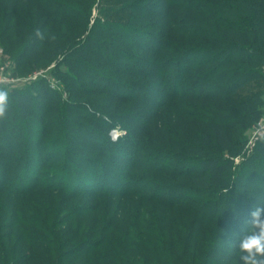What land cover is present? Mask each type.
<instances>
[{
    "label": "trees",
    "instance_id": "16d2710c",
    "mask_svg": "<svg viewBox=\"0 0 264 264\" xmlns=\"http://www.w3.org/2000/svg\"><path fill=\"white\" fill-rule=\"evenodd\" d=\"M67 1L0 0V40L14 55L18 68L29 70L50 61L48 54L53 52L51 41L55 39L51 25L65 32L59 39L84 36L82 19L86 13ZM124 1L132 13L131 23L137 24L115 22L103 24L97 31L91 29L83 42H71L76 46L72 58L62 59L69 67L62 75L78 102L57 105L51 88L42 80L9 92L8 109L0 119V130L4 131L0 134V219L6 220L5 226L0 225V264H242L237 254L216 258L228 253V248L225 244L213 246L226 237L221 227L231 228L221 223L223 219L235 220L231 229L238 241L250 218L248 210L257 202L244 198L236 185L230 187L233 158L211 155L193 160L191 193L174 196V192L144 194L129 189L131 175L127 170L121 171V178L106 175L107 163L114 161L106 153L112 150L109 145L116 144L108 135L115 125L110 117L138 123L126 128L137 131L136 138L129 139L136 144L148 127L146 123L156 117L153 110L164 105L154 96L173 98L193 91V97L218 98L257 78L259 69L246 64L264 63V0ZM121 28L126 29L124 33L119 32ZM191 37L198 42L212 38V42L223 43V49L205 52L201 45L183 43ZM125 38L138 42H114ZM135 48L144 53L134 52ZM215 61L202 72L192 71ZM85 95L88 104L96 102L92 111L81 99ZM258 100L256 96L236 104L243 107L247 101H256L257 108ZM90 121L97 123L96 129L86 125ZM18 125L27 131L25 142H14L20 137ZM189 137L194 146L215 142L222 151L236 150L220 118L192 129ZM58 144L64 145L63 152L53 149ZM13 149L25 150V154H14ZM254 155L258 161L264 159V138L255 144ZM148 169L154 170L153 166ZM243 174L254 177L255 170ZM250 183L247 181V187ZM211 189L226 193L205 200L202 193ZM55 192L66 195L64 219L60 221H71L67 230L57 233L46 226L57 215L50 198ZM249 193L257 198L264 195V187L258 185ZM129 195L141 202L132 208L128 205V211L126 207L121 210L122 220L111 214L109 202L105 207L99 200ZM81 196L90 197L94 204L72 202ZM223 200L228 202L226 207ZM240 202L249 205L246 211L239 208ZM216 219L221 230L212 231L208 224ZM5 228L9 230L1 232ZM80 236V242L65 248Z\"/></svg>",
    "mask_w": 264,
    "mask_h": 264
},
{
    "label": "rangeland",
    "instance_id": "374dc122",
    "mask_svg": "<svg viewBox=\"0 0 264 264\" xmlns=\"http://www.w3.org/2000/svg\"><path fill=\"white\" fill-rule=\"evenodd\" d=\"M53 1L56 2V0ZM67 3H69V5L73 8L75 7L76 10L79 8L84 13H86V17L82 19L86 25L85 31L83 30L85 32L84 36L77 38L76 40L59 39V36L65 35V32H63L60 27L51 25L49 29L54 32L53 34H55V39L53 41L50 40L52 45L51 49L53 50L51 54H48L50 61L46 63L43 62L39 66L32 65L29 70L18 68L16 66V62L13 58L14 55L7 52L4 43L0 40V87L6 88L10 92L14 88L20 89L28 86L33 81L42 80L45 81V83L51 88L52 97H55V101L58 103L57 105L78 102V99L71 96L67 88L66 76L62 75L63 72L69 71L66 61H62V59L68 57L72 58L71 52H73L76 47L74 44H71V42H83L85 40L84 37L88 35V31L91 29L93 31H97L99 26L103 24L113 25L115 22L132 24L130 21L132 13L126 7L124 0H68ZM175 11H177V13H181L177 9H175ZM134 24L137 23H133L132 25ZM125 30V28H121L119 32L124 33ZM149 30L154 31L155 28L152 29V27H150ZM130 40H133V42H138L134 38H125L123 40H115L114 42H119L118 44L122 45L121 42H130ZM188 40L189 42L183 43L189 44L190 46L201 45L203 49H205V52H213L223 49V43L212 42V38L206 39L207 42H198L196 41L197 39L192 37ZM138 50L139 49L135 48L134 52H139V54L144 53ZM204 56L205 58L210 57L209 55H200L199 58ZM215 64L216 61L205 65L202 68H194L192 71L195 73L202 72L204 69L214 66ZM246 65L249 67L258 68L260 72L257 75L258 77L248 82L241 83L237 88H231L232 90H229L227 92L228 94L218 98L211 99L206 98L205 96L193 97V91L188 92L189 95H182L180 92L178 95H176V97L173 98L165 97L164 95L158 97L152 94L151 96H154L159 102H163L164 105L153 110L157 113L156 117L152 118L148 124L146 123L148 127L144 131H141L142 135L139 137V143L135 144L134 142L132 144V141H129V139L133 138L134 140L136 138L135 134L137 131L126 129L138 123H130L128 119H122L119 117H110V121H114L115 125L108 135L110 140L116 142V144L109 145L112 150L106 153L109 159L112 158L114 160L113 164L107 163L108 173H106V175L110 174L109 176H111V178L115 176H117V178H121V171L127 170L131 175V177H129V181L131 182L129 189L140 190L144 194H149L154 190L160 191V193L174 192V196H179L181 195L180 193H191L188 188H190V175L195 171L193 160L203 156H220L223 159L233 158L235 161L230 187L232 185H236L237 190L243 195V197L245 196L244 198H247V200L248 198H252L253 200L256 199L258 202L260 198L264 199V195L259 194V196L255 198L252 193H249L251 190L257 189L258 185L262 184L264 187V159L258 161L254 155L255 144L258 140L264 138V63L250 62ZM172 75L174 76L175 73H172ZM35 76L37 77L33 79ZM187 78H190V76H187ZM172 89L169 90L173 91ZM256 96L258 99H260L258 100L259 102L256 103L258 105L257 108L255 107L256 101L254 103L247 101L243 107H239L236 104L239 102H244L248 99L256 98ZM81 99L84 102L88 99V96L85 95V97ZM84 104L86 105V108L91 111L93 110L92 108H96V102H89L88 104L85 101ZM113 105L115 106L116 102H114ZM141 111H143V109ZM150 111L152 112V110ZM86 112V110L83 111V113ZM143 113L144 112L141 114L143 115ZM97 115H99V113ZM73 116L74 115L72 114L71 118ZM84 118L85 117L83 116V119ZM214 118H220L221 122L229 130L233 140L235 141L236 150L233 153L222 151L215 142H213L210 146L192 145L189 137L192 129L205 125L209 122V120ZM62 124L63 122L61 123L60 129H62ZM88 124L96 129L97 123L95 121H90L86 125ZM16 129V132L20 137H15L14 142L19 143L21 140L25 142L27 135L26 129L19 125ZM2 132L4 131L0 130V134H4ZM98 132H101V130H98ZM63 146L64 145L58 144L53 145L52 147L53 149L58 148L61 150L60 152H63ZM13 151L14 154H18L20 152L15 149H13ZM20 154L23 156L25 154V150H22ZM100 158H102L101 160H104L103 157ZM133 163H136V166L134 165L135 167H131V164ZM150 166H153L154 170L148 169ZM32 167L34 170L36 168L35 164L32 165ZM117 168H119V171ZM253 169L255 170L254 177H246L243 174V171H253ZM259 172L262 174L260 175ZM249 180L251 185L249 184L250 187H247L246 184ZM102 182L107 181L103 180ZM119 184H117V188L120 187ZM224 191L226 190L211 189L202 193V197H204L205 200L217 199V197L222 193H226ZM33 195L34 194H32V196ZM209 195L215 197H211ZM36 196L37 195L34 197ZM21 198L24 197L21 196ZM50 198L54 201L53 207L56 209L57 215H54L51 221L46 223V226L56 233L67 230L71 225V221L68 223L64 222L65 220L63 221L64 223L60 221L62 218L64 219L63 205L66 204L65 193L55 192L50 194ZM40 199L38 200L48 202L46 199ZM92 200L93 199L90 197L81 196L73 199L72 202H81L87 205H93L94 202H92ZM99 200L104 201L105 207L109 202L108 208L111 209V214L113 213V216L117 220L123 219L121 210L123 211L125 207L127 210L128 205H130V208H132L134 204L136 205L137 203L141 202L138 197L130 195L125 197L117 196L113 198L104 197L99 198ZM223 201L225 202L223 206L226 207L228 202L225 200ZM154 204L155 203H152V205ZM241 204H243V207ZM239 205V208L242 211H246L249 206L242 202H240ZM164 207L165 206H163L162 209H165ZM250 209L248 212L254 210L253 205ZM231 210L234 209L232 208ZM249 214L250 213L247 215ZM83 221L86 222V220ZM222 222L224 226L225 224H228L227 227L233 228V222H235V220L233 219V221H225L223 219L221 223ZM5 223L6 220L0 219V225L4 224L3 226H5ZM39 224H41V222H39ZM218 224L220 223L216 219V221L210 222L208 226L212 229V231H214L215 229H219ZM28 226L37 229L36 231H39L40 234H45V231L38 229L35 225L28 224ZM73 226L74 229H77L78 227L76 224ZM231 228L223 229L222 226L221 232H223L226 237L220 239V241L217 242L218 244H213V246H216V248H221L223 244H225L228 248V253L217 255L216 258L218 259L230 258V256L234 254L238 255V241L233 237L234 233ZM8 230V228H5L2 229L1 232H6ZM47 237L49 239L52 238L51 236ZM231 237L232 240H230ZM82 238L83 237L80 236L74 241H69L68 246L65 248L69 249V247L73 244L80 242ZM233 250L236 251L233 252Z\"/></svg>",
    "mask_w": 264,
    "mask_h": 264
},
{
    "label": "clouds",
    "instance_id": "9594fccd",
    "mask_svg": "<svg viewBox=\"0 0 264 264\" xmlns=\"http://www.w3.org/2000/svg\"><path fill=\"white\" fill-rule=\"evenodd\" d=\"M9 105V91L0 87V118H4ZM250 218L239 236L238 256L242 264H264V199L253 205Z\"/></svg>",
    "mask_w": 264,
    "mask_h": 264
},
{
    "label": "built area",
    "instance_id": "2783aa9c",
    "mask_svg": "<svg viewBox=\"0 0 264 264\" xmlns=\"http://www.w3.org/2000/svg\"><path fill=\"white\" fill-rule=\"evenodd\" d=\"M37 76L33 77V79H35ZM1 82V81H0Z\"/></svg>",
    "mask_w": 264,
    "mask_h": 264
}]
</instances>
